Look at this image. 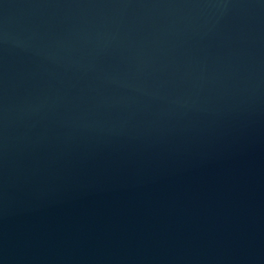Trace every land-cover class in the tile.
<instances>
[{
    "label": "water",
    "instance_id": "95a60500",
    "mask_svg": "<svg viewBox=\"0 0 264 264\" xmlns=\"http://www.w3.org/2000/svg\"><path fill=\"white\" fill-rule=\"evenodd\" d=\"M0 264H264V0H0Z\"/></svg>",
    "mask_w": 264,
    "mask_h": 264
}]
</instances>
